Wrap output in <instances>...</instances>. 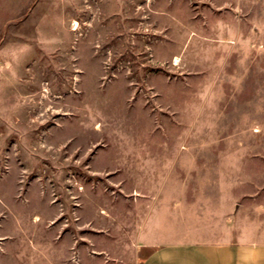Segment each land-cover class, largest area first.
Listing matches in <instances>:
<instances>
[{
	"label": "rangeland",
	"instance_id": "374dc122",
	"mask_svg": "<svg viewBox=\"0 0 264 264\" xmlns=\"http://www.w3.org/2000/svg\"><path fill=\"white\" fill-rule=\"evenodd\" d=\"M264 241V0H0V264H141Z\"/></svg>",
	"mask_w": 264,
	"mask_h": 264
},
{
	"label": "crops",
	"instance_id": "0c3cea01",
	"mask_svg": "<svg viewBox=\"0 0 264 264\" xmlns=\"http://www.w3.org/2000/svg\"><path fill=\"white\" fill-rule=\"evenodd\" d=\"M141 264H264V241L172 244L153 250Z\"/></svg>",
	"mask_w": 264,
	"mask_h": 264
}]
</instances>
